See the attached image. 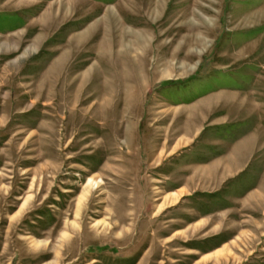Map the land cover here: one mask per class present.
Masks as SVG:
<instances>
[{"label": "rangeland", "instance_id": "obj_1", "mask_svg": "<svg viewBox=\"0 0 264 264\" xmlns=\"http://www.w3.org/2000/svg\"><path fill=\"white\" fill-rule=\"evenodd\" d=\"M254 99L264 0H0V264H264L261 163L172 193Z\"/></svg>", "mask_w": 264, "mask_h": 264}, {"label": "crops", "instance_id": "obj_2", "mask_svg": "<svg viewBox=\"0 0 264 264\" xmlns=\"http://www.w3.org/2000/svg\"><path fill=\"white\" fill-rule=\"evenodd\" d=\"M251 102L255 109L254 112L247 113L244 117H240V119H231L217 124L218 127L212 128L208 137H203L204 140L197 143V151L194 155L191 150L187 158L178 159V157L175 159V161H181L178 166H174L177 167L176 172L182 177L183 181L177 188L172 190V193L179 191L183 187L186 188L182 194L177 196L178 199L192 190L194 192H202L204 195H217L216 193L221 192L223 187L233 177L241 175L250 167L258 166L259 168V163H261L260 168H264V159L260 158V152L263 150L261 148L262 141L259 136L260 134L258 133L260 120L256 115V110L259 109L254 104L258 102L256 99ZM248 103L250 104V101H243L241 105ZM182 105L193 106V104ZM255 115L257 118L254 123L252 121H254ZM214 129L217 130L215 131ZM258 180L260 183V175ZM261 191L263 190H261L260 186H256L240 199L239 202L238 200H234L232 203L236 206L238 204L241 206L246 204L247 207H255L256 204L263 201L264 193ZM254 193H256L255 196H253ZM259 194H261L260 197L258 196ZM221 197L226 198L227 196ZM215 199L218 198L209 199V202ZM232 210L233 208L229 206L226 208L219 206L215 210L203 214L202 217H205L207 220L214 216H226Z\"/></svg>", "mask_w": 264, "mask_h": 264}, {"label": "bare ground", "instance_id": "obj_3", "mask_svg": "<svg viewBox=\"0 0 264 264\" xmlns=\"http://www.w3.org/2000/svg\"><path fill=\"white\" fill-rule=\"evenodd\" d=\"M137 37H140V35H139V36H137Z\"/></svg>", "mask_w": 264, "mask_h": 264}]
</instances>
